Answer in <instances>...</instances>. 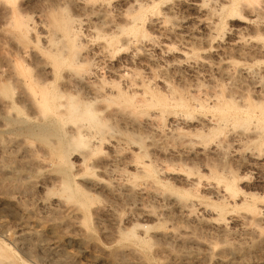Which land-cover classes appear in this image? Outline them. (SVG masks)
<instances>
[{
	"label": "rangeland",
	"instance_id": "374dc122",
	"mask_svg": "<svg viewBox=\"0 0 264 264\" xmlns=\"http://www.w3.org/2000/svg\"><path fill=\"white\" fill-rule=\"evenodd\" d=\"M107 1L112 23L81 26L84 43L112 37L97 61L119 94L92 105L97 122L16 100L3 82L21 54L0 6V264H264V121L225 116L212 96L264 105V0H139L137 31L132 1ZM12 6L32 20L87 13L67 0ZM180 97L184 108L171 104Z\"/></svg>",
	"mask_w": 264,
	"mask_h": 264
},
{
	"label": "bare ground",
	"instance_id": "6f19581e",
	"mask_svg": "<svg viewBox=\"0 0 264 264\" xmlns=\"http://www.w3.org/2000/svg\"><path fill=\"white\" fill-rule=\"evenodd\" d=\"M12 1L1 0L0 6L5 23L11 25L12 36L18 41L16 49L21 54V61L15 67L5 69L6 73L3 83H12V90L18 89L19 91L16 100L25 102L31 107L65 108L77 115L78 118L84 117L97 122V118L94 117L97 115V110L92 108V105L100 100H111L119 94L118 91L100 84L101 68L97 61V59L99 60V58L104 56H110L108 52L112 37H99L95 41L84 43L81 26L83 23H94L91 18H94L96 23L105 25L112 23L107 13L109 2L107 0H94L92 2L87 0H67L78 8L87 11L84 19L75 18L64 10H52L45 18H42V15L37 13V20H32L27 15L14 12ZM131 1V6L137 11L131 16L130 23H132V26L129 27V30L137 31V25L142 21L146 10L142 9L139 0ZM156 21L158 22L159 19ZM90 26L92 25L90 24ZM126 41L127 39L124 42ZM25 57L30 58V61L27 62ZM208 65L207 61L200 60L189 64L188 67L196 69L198 66ZM32 66L35 72L31 73ZM171 69L174 70L175 67ZM111 70L114 71L113 69ZM226 76L232 77L230 73H226ZM212 96L217 100V105L221 110L226 113L225 116L231 115V118L242 123H246L254 117L264 121V105L261 103H245L244 99H241V104H239L231 99H222L216 93H213ZM156 98H152L151 104L157 101H161L164 107L170 104L164 99ZM125 103L133 105L132 99L129 98L125 100ZM80 104L85 106L82 111L78 110ZM171 104L180 108L186 106V102L181 97L175 99ZM255 109L259 110V112H255ZM156 119L155 115H149L143 122L145 125L150 126L156 124ZM84 128L85 124L79 123L71 132L74 137L83 139L85 136ZM235 136L237 140H240L242 135L237 134ZM213 150L216 151L217 147H214ZM146 172L154 178L152 167L146 166ZM224 186L230 191H235L236 189L233 179L225 181ZM119 188V185H115L111 190L114 194H117ZM214 191L218 193L219 189L216 188ZM193 204L194 199L189 197L188 194L182 195L178 202L180 211L184 213L185 217L190 219L195 217L192 209ZM248 230L249 233H252L257 230V227L253 226L248 228ZM28 235L30 234L28 233ZM125 235L133 237L134 234L129 232L125 233ZM31 241L32 243L34 242L30 240V243ZM129 250L122 249L117 253L125 256L130 253ZM62 261L60 260V262Z\"/></svg>",
	"mask_w": 264,
	"mask_h": 264
}]
</instances>
